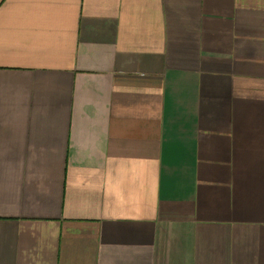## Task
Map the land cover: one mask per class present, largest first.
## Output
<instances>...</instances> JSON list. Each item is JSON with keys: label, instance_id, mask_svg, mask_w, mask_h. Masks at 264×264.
<instances>
[{"label": "crops", "instance_id": "crops-1", "mask_svg": "<svg viewBox=\"0 0 264 264\" xmlns=\"http://www.w3.org/2000/svg\"><path fill=\"white\" fill-rule=\"evenodd\" d=\"M0 264H264V0H0Z\"/></svg>", "mask_w": 264, "mask_h": 264}]
</instances>
